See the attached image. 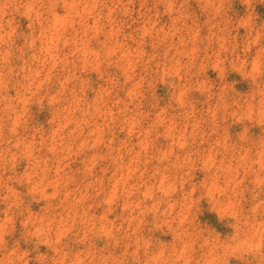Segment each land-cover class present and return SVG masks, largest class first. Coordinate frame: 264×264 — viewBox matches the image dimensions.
<instances>
[{
    "label": "clouds",
    "instance_id": "1",
    "mask_svg": "<svg viewBox=\"0 0 264 264\" xmlns=\"http://www.w3.org/2000/svg\"><path fill=\"white\" fill-rule=\"evenodd\" d=\"M0 264H264V0H0Z\"/></svg>",
    "mask_w": 264,
    "mask_h": 264
}]
</instances>
